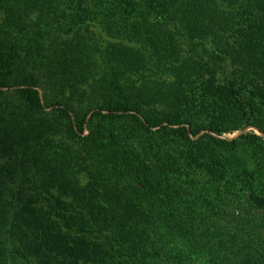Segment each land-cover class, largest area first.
<instances>
[{
	"label": "trees",
	"instance_id": "16d2710c",
	"mask_svg": "<svg viewBox=\"0 0 264 264\" xmlns=\"http://www.w3.org/2000/svg\"><path fill=\"white\" fill-rule=\"evenodd\" d=\"M44 1L0 0L4 33L26 31ZM222 1L143 0L147 16L172 7L173 27L146 25L131 44L112 48L134 70L147 51L161 58L175 54L176 36L209 45L206 96L195 111L179 87L155 94L150 106L106 101L89 108L87 119L76 116L72 104L86 101L84 87L96 68L92 51L79 40H58L37 51L40 73L60 95L48 105L66 117L64 142L51 138L49 123L35 115L39 77L14 66V49L0 48V212L14 183L11 160L20 155L52 189L76 197L99 224L110 225L109 244L119 251L120 264H264V0H246L263 7L254 15L247 10L258 20L248 26L257 36L246 44L230 30ZM13 89L19 94L14 105L1 96ZM123 115L146 132L167 131V140L141 151L116 139L105 119ZM249 126L257 132L222 137ZM25 223L49 227L36 213Z\"/></svg>",
	"mask_w": 264,
	"mask_h": 264
},
{
	"label": "rangeland",
	"instance_id": "374dc122",
	"mask_svg": "<svg viewBox=\"0 0 264 264\" xmlns=\"http://www.w3.org/2000/svg\"><path fill=\"white\" fill-rule=\"evenodd\" d=\"M142 1L45 0L46 8L42 7V12H36L31 17L29 28L21 34L10 35L4 33L0 13V48L14 49V66L39 77L41 108L35 115L49 123L45 125V130L52 134L51 138L66 141L67 123L58 107L48 105L56 103L60 95L54 91L47 77L40 73L37 51L41 53L58 40L81 41L89 46L96 60L93 75L84 87L86 101L80 107L70 103L76 116L86 114L87 119L91 114L89 108L104 105L106 101L129 104L142 101L150 106L155 94H164L179 87L183 90L182 94L191 98L193 106L196 105L193 111L203 101L206 96L204 61L212 52L209 45L200 47L196 41L176 36L175 54L161 58L147 51L141 67L134 70L128 69L113 56L115 44H131L138 29L142 30L146 25L173 27L175 16L172 7L170 13H161L158 9L155 14L147 16ZM49 2L52 7L47 9ZM222 2L229 12L230 30L241 33L238 35L242 44L247 43V37L257 36L255 29L248 26H256L258 19L252 20L253 16H248L247 12L252 10L253 15L255 11L259 12L263 8L260 3L246 0ZM262 14L261 17L264 16ZM36 40H39L40 46H36ZM1 96H7L6 100L14 105L15 96L19 94L13 89ZM105 122L116 139L133 144L141 151H146L148 144L155 146L168 138L167 131L146 132L138 122L125 115L111 121L105 119ZM247 131L257 132V129L249 126L223 133L222 137L230 139ZM6 160L8 158H3L1 164H5ZM14 162V183L6 193L5 209L0 212V264H74L75 259L79 264H120L119 251L109 244L110 225L99 224L90 208L78 202L76 197L52 189L36 172L33 174L28 164L24 163L23 156H13L11 163ZM81 176L84 182L90 177L84 168ZM29 213L43 215L49 227L28 226L25 222Z\"/></svg>",
	"mask_w": 264,
	"mask_h": 264
}]
</instances>
